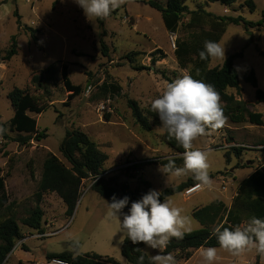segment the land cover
<instances>
[{
    "label": "rangeland",
    "instance_id": "1",
    "mask_svg": "<svg viewBox=\"0 0 264 264\" xmlns=\"http://www.w3.org/2000/svg\"><path fill=\"white\" fill-rule=\"evenodd\" d=\"M147 1L128 0L107 18L90 21L74 0H0V46L7 51L13 36L19 45L18 55L0 65V127L6 125L9 137L0 136V171L10 199V206L0 209V224L7 218H15L24 237L4 264H43L46 253H74L71 246L75 241L80 243L78 255L96 253L114 258L120 264H129L122 255L126 235L120 230L119 220L109 217V202L89 188L92 179L85 180L82 196L71 217L66 215L67 207L60 200L42 205L37 196L43 165L50 153L69 166L60 150L69 129L83 131L108 155L104 177H116L131 190H143L142 180H145L152 184V190L161 193L192 177L191 174L177 177L161 170L162 160L183 158V154L165 142V130L161 126H153L150 131L142 129L129 106L132 100L145 115L156 114L150 110L151 101L158 98L166 83L190 71L182 69L175 56V42L180 36L186 37L187 32L169 33L161 13L146 4ZM155 1L166 5L168 0ZM248 1L237 0L230 7L207 0H191L186 4L190 11L204 9L216 16H242L258 23L262 20L264 0H253L254 12L246 5ZM188 18L186 15L183 22L187 23ZM29 29L39 31L42 49L34 43ZM103 44L109 48L108 57L102 53ZM219 44L224 46L225 59L212 58L209 68L221 66L231 55L242 54L235 60L242 90L239 98L253 104L264 115V104L256 101V89L245 80L247 73L255 72L259 88L264 90V27L245 30L241 25H230ZM158 49L163 54L155 52ZM132 52L140 53L134 63L127 59ZM154 52L155 58L160 59L155 64L151 57ZM62 63L69 65L71 81L84 89L70 107L63 105L69 93L60 72L45 87L37 89L32 83L35 74L53 64L61 69ZM104 83L116 84L121 92L107 94L102 89ZM16 88H28L32 94L44 95L43 101L49 100L52 105L41 115L33 114L39 131L46 133L47 138L34 139L28 146L15 142L19 134L9 129L15 110L8 95ZM227 92L239 96L236 89ZM235 127L239 128L235 130ZM232 142L235 145H229ZM193 143L194 148L208 152L209 174L215 178L212 189L204 188L191 196L184 192L170 197L174 206L184 209V214L190 217V231L202 228L192 215L195 209L217 200L230 206L239 184L264 166V126L234 124L228 118L220 131H209ZM233 147L241 149L240 157L233 152ZM227 153L231 163L227 161ZM250 161L254 162L253 166L238 168ZM129 163L151 165L140 171H128L123 166ZM176 166L183 167V162ZM38 206L43 207V227L50 235L40 234L23 224ZM217 249L215 264H264L255 250L234 257ZM146 252L157 254L150 248ZM179 264H203L200 249L189 261Z\"/></svg>",
    "mask_w": 264,
    "mask_h": 264
},
{
    "label": "trees",
    "instance_id": "2",
    "mask_svg": "<svg viewBox=\"0 0 264 264\" xmlns=\"http://www.w3.org/2000/svg\"><path fill=\"white\" fill-rule=\"evenodd\" d=\"M188 1L191 0H168L166 5H164L155 0H148L146 4L161 13L163 22L169 33L178 34L181 31L187 32L186 37L180 36L175 42V56L177 61L182 69L190 70L189 73L193 78L202 79L206 83L215 86L220 94L224 113L230 121L234 124L250 123L256 126H264V115L262 113L250 110L249 104L246 101L238 100L236 95L227 92L228 89H236L237 94L239 96L241 95L242 90L239 84V75L235 68V60L243 55L240 53L231 55L221 66L216 68H209L212 58L206 61H202L199 58V52L204 50V41L211 40L219 43L230 25H241L245 30L250 28H263L264 11L262 20L254 23L246 20L242 16L220 17L204 9L190 11L186 4ZM207 1L209 3H221L226 7H230L237 2V0ZM246 5L252 12L256 10V5L253 0L248 1ZM16 15L18 14L16 13ZM186 15H189V18L188 22L184 23L183 21ZM29 32L36 46L42 49L37 36L39 31L29 29ZM18 52V40L16 36H13L10 48L7 51H3L0 46V65L11 61L18 55ZM155 52L163 54L162 50L159 49ZM155 52L151 55L154 64L160 60L155 58ZM102 53L105 57L109 55V48L105 44H103ZM139 54L132 52L128 54L127 59L134 63L135 56ZM197 68L200 69V76H196L195 74ZM143 69L145 68L143 67ZM58 72L61 73L64 87L69 93L67 101L63 105L70 107L71 102L80 96L84 92V89L81 85H76L71 81L69 77V65L67 63H62L61 69L54 64L48 66L33 76L32 83L37 86V89L45 87V84L52 81ZM245 80L256 89L257 103L264 104V90L259 88L255 72L247 73ZM102 89L107 94L110 93L112 95L121 92V88L113 83H104ZM43 96L32 94L28 88H16L8 95L15 110V115L9 122V129L11 132L19 134V137L14 141L21 146L30 145L34 139L41 141L47 138L46 133L39 131L38 120L33 116V114L41 115L52 107L50 104L51 101L48 98L46 99L48 102L43 101ZM129 106L132 109L133 117L142 129L150 131L153 126H162L158 114L145 115L138 104L132 100L129 101ZM148 117H152L151 121ZM3 128L6 129V125L3 124ZM206 131L209 132L211 130ZM3 136L9 139L6 132ZM164 139L174 151L179 154L184 153V149L174 138L169 137L166 130ZM60 150L63 157L68 161L69 166L58 156L50 153L43 165V173L37 196L41 200L44 195L57 194L67 207V216H73L82 196L83 184L85 180L91 178L95 180L91 189L109 203H111L113 196L117 199H121L124 196L129 197V203L123 209L125 213L128 212L132 202L140 200L143 195L152 190V184L149 181L142 180L143 190H131L126 183H119L116 177H101L106 174L105 164L109 160V157L100 150L96 142L81 130H67L66 138ZM232 150L237 156H241V149L233 147ZM225 156L228 163H230V154L227 153ZM169 160H162L160 164L165 165ZM173 160L176 165L183 162L182 157ZM148 165L151 164L139 163L127 168V170L140 171ZM245 167L246 165L238 166V168ZM210 177L214 179L215 175H210ZM196 183L191 177L178 186L163 190L160 196L161 202L176 194L184 193L187 189L194 187ZM9 206L10 199L6 192L5 178L2 175V171H0V209ZM192 215L201 224L202 228L196 231L186 232L182 240L173 238L162 253H171L174 257L176 256L175 259L178 264L181 261H189L194 253L202 247L220 248L216 238L211 235L212 230L216 226L224 224L225 227L235 228L238 225H245L253 216L264 219V166L258 168L250 177L239 184L230 206L223 201L217 200L210 205L195 209ZM43 219L44 210L38 206L23 220V224L38 231L40 234H44ZM23 238L21 227L15 218L10 217L1 222L0 264H4L7 261L13 253L17 242L23 240ZM137 248L142 251H136ZM146 248L143 244L133 245L126 237L122 245V255L129 264H137L138 257L147 253ZM47 258H63L71 264H120L114 258H104L96 253L76 255L66 251L63 253L48 254ZM259 261L260 257H258L257 262ZM144 264H148L147 255Z\"/></svg>",
    "mask_w": 264,
    "mask_h": 264
},
{
    "label": "clouds",
    "instance_id": "3",
    "mask_svg": "<svg viewBox=\"0 0 264 264\" xmlns=\"http://www.w3.org/2000/svg\"><path fill=\"white\" fill-rule=\"evenodd\" d=\"M84 11L85 16L93 21L105 19L128 0H74ZM199 58L206 61L209 58L225 59L224 46L205 40L204 50L199 52ZM200 76V69H196ZM150 110L158 114L161 127L169 137L184 149L183 167H177L174 160L161 165L165 174L173 176L192 175L197 182V188H213V180L209 174L208 152L194 148V141L207 134L206 130L221 129L228 120L221 105V97L215 86L202 79H195L184 72L180 77L166 83L164 90L151 101ZM151 121L152 117H148ZM7 129L0 127V136ZM161 193L150 190L143 197L131 203L127 213L123 209L129 203V197L121 199L112 197L108 203L109 217L120 222V230L133 245L143 244L156 250V255L142 254L137 264H144L147 255L148 264H178L171 253L162 254L175 238L182 240L190 231V217L184 214V209L174 206L171 198L160 200ZM123 219H120V216ZM219 247L234 257H239L247 251L255 252L264 259V219L253 216L245 225L235 228L216 226L211 233ZM74 254H79L80 243L75 241L71 246ZM136 251H142L137 248ZM203 264H215L218 259L216 247L200 249ZM65 264V262H59Z\"/></svg>",
    "mask_w": 264,
    "mask_h": 264
},
{
    "label": "crops",
    "instance_id": "4",
    "mask_svg": "<svg viewBox=\"0 0 264 264\" xmlns=\"http://www.w3.org/2000/svg\"><path fill=\"white\" fill-rule=\"evenodd\" d=\"M240 96H237V99L238 100H241L240 98H239ZM243 101H246L245 99H242ZM247 103H248V101H246ZM249 104V103H248ZM249 108H250V110H252V111H254V112H257L256 111V108L254 107V105L253 104H249ZM260 113V112H259ZM239 127H235V130H237ZM229 145H235V143L234 142H232V144H229ZM60 158V157H59ZM231 163V162H230ZM253 161L251 162H249L248 164L247 163H245V162H243V165H246V167H249V166H253ZM245 167V168H246ZM257 170V169H256ZM256 170H254L253 171V173L256 171ZM252 173V174H253ZM251 174V175H252ZM250 177V176H249ZM233 181H236L235 179H233ZM237 189H238V187L236 188V192H237ZM235 195H236V193H235ZM233 198H234V196L232 197V200H233ZM53 200H60V202H63L62 201V199L57 195V194H47V195H44L42 198H41V203H43L42 205H46V203H48V204H50ZM57 202H59V201H57ZM43 208V207H42ZM54 226V225H53ZM44 235H50V233H48L47 231H46V228L44 227ZM32 237H35V236H32ZM29 240V238L28 237H26L25 238V243H27V241ZM147 249V248H146ZM47 254H53V253H46L45 255H47ZM34 262H36V260L34 261ZM33 262V263H34Z\"/></svg>",
    "mask_w": 264,
    "mask_h": 264
},
{
    "label": "built area",
    "instance_id": "5",
    "mask_svg": "<svg viewBox=\"0 0 264 264\" xmlns=\"http://www.w3.org/2000/svg\"><path fill=\"white\" fill-rule=\"evenodd\" d=\"M174 46H175V45H174ZM135 164H138V163H129L128 165L123 166V168H129V167L134 166ZM101 177H104V175L101 176ZM91 179L93 180V178H91ZM94 181H95V180L92 181V184L89 186V188H92V185H93ZM83 187H85L84 184H83ZM200 189H203V188H197V187L194 186V187H192V188H190V189H187V190L185 191V194H186L187 196H191V195H193L194 193L201 191ZM195 190H197V191L194 192ZM82 192H83V188H82ZM16 249H17V247L15 248V250H16ZM59 262H65V264H71L68 260L63 259V258H51V259H48V258H47V259L44 261L43 264H59Z\"/></svg>",
    "mask_w": 264,
    "mask_h": 264
},
{
    "label": "bare ground",
    "instance_id": "6",
    "mask_svg": "<svg viewBox=\"0 0 264 264\" xmlns=\"http://www.w3.org/2000/svg\"><path fill=\"white\" fill-rule=\"evenodd\" d=\"M204 189V188H203ZM203 189H200V190H203ZM197 190H195L194 192H196Z\"/></svg>",
    "mask_w": 264,
    "mask_h": 264
}]
</instances>
